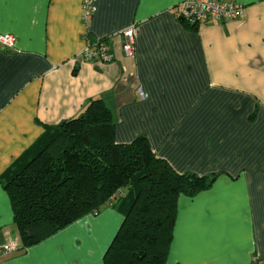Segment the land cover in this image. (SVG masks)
Wrapping results in <instances>:
<instances>
[{
    "label": "crops",
    "instance_id": "crops-1",
    "mask_svg": "<svg viewBox=\"0 0 264 264\" xmlns=\"http://www.w3.org/2000/svg\"><path fill=\"white\" fill-rule=\"evenodd\" d=\"M182 1L96 0L85 22L84 0H0V35L17 38L0 44V264H105L122 211L106 205L23 249L2 182L94 99L116 143L145 136L176 172L217 176L180 197L166 264H264V0H233L240 19L199 27L176 16ZM92 41L113 60H86ZM10 236L18 251L4 255Z\"/></svg>",
    "mask_w": 264,
    "mask_h": 264
},
{
    "label": "trees",
    "instance_id": "trees-1",
    "mask_svg": "<svg viewBox=\"0 0 264 264\" xmlns=\"http://www.w3.org/2000/svg\"><path fill=\"white\" fill-rule=\"evenodd\" d=\"M115 129L112 111L94 99L79 117L56 126L31 159L14 165L2 180L23 249L107 205L122 211L124 221L105 264L167 263L180 197L210 189L217 176L180 174L154 153L145 136L118 144Z\"/></svg>",
    "mask_w": 264,
    "mask_h": 264
},
{
    "label": "built area",
    "instance_id": "built-area-1",
    "mask_svg": "<svg viewBox=\"0 0 264 264\" xmlns=\"http://www.w3.org/2000/svg\"><path fill=\"white\" fill-rule=\"evenodd\" d=\"M96 0H84L83 20L89 22L95 14L97 8ZM245 6L233 0H183L176 8V16L186 22L191 27H199L203 24L213 22L225 23L235 21L244 14ZM138 31L135 26L124 32V51L127 56L135 55V44ZM17 43V38L13 35H0V44L6 48L13 49ZM100 57L102 62L108 63L113 60V54L106 42H98L94 48H88L85 53V59L89 61H97ZM139 94L143 97L142 89ZM122 195L119 191L111 199L115 202L117 197ZM108 205H112L111 202ZM18 251L14 237H9L7 243L3 247V254L10 255ZM251 264H262L260 256L256 255Z\"/></svg>",
    "mask_w": 264,
    "mask_h": 264
}]
</instances>
